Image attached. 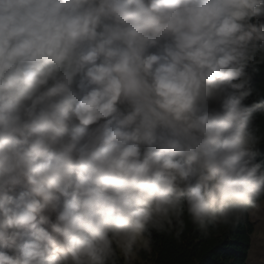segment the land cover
Wrapping results in <instances>:
<instances>
[{
    "label": "clouds",
    "instance_id": "clouds-1",
    "mask_svg": "<svg viewBox=\"0 0 264 264\" xmlns=\"http://www.w3.org/2000/svg\"><path fill=\"white\" fill-rule=\"evenodd\" d=\"M259 65L264 0H0V264H136L185 215L264 264Z\"/></svg>",
    "mask_w": 264,
    "mask_h": 264
},
{
    "label": "trees",
    "instance_id": "trees-1",
    "mask_svg": "<svg viewBox=\"0 0 264 264\" xmlns=\"http://www.w3.org/2000/svg\"><path fill=\"white\" fill-rule=\"evenodd\" d=\"M254 78L255 85L264 92V65L257 66ZM257 123L264 131V117ZM260 147L264 151V142ZM184 219L185 229L179 239L170 233L153 234L151 253L141 252L139 256L143 264H245L252 231L249 222L219 224L203 233L191 224L187 215Z\"/></svg>",
    "mask_w": 264,
    "mask_h": 264
},
{
    "label": "rangeland",
    "instance_id": "rangeland-1",
    "mask_svg": "<svg viewBox=\"0 0 264 264\" xmlns=\"http://www.w3.org/2000/svg\"><path fill=\"white\" fill-rule=\"evenodd\" d=\"M262 158H264V157H262ZM251 224V223H250ZM251 226H252V228H253V225L251 224ZM136 263H138V264H143V262L140 260V258L138 257V259H137V262Z\"/></svg>",
    "mask_w": 264,
    "mask_h": 264
}]
</instances>
